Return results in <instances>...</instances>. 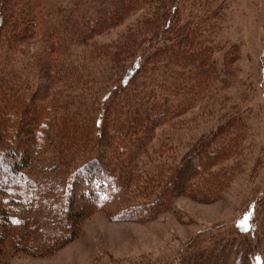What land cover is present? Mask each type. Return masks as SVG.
<instances>
[{"label": "trees", "instance_id": "trees-1", "mask_svg": "<svg viewBox=\"0 0 264 264\" xmlns=\"http://www.w3.org/2000/svg\"><path fill=\"white\" fill-rule=\"evenodd\" d=\"M52 1L54 0H0V65L3 64L4 68L10 65L7 76H4L6 81L1 82L0 76V264L5 262L4 245L10 240L17 241V244L19 240H23L21 250L34 257L54 252L70 242L74 236L66 234V230L77 231L81 221L80 215H73L71 212V199L78 192L79 198L91 202L94 211L101 210L113 193L114 196H118V193L126 194L127 196L122 197L119 195V200L122 198V201L120 200L119 208L111 216V221H131L148 215L145 208L153 207V201L157 198L154 195L151 202L144 201L147 205L133 204L136 198L131 200L130 193H138L143 199L153 194V181L160 184L167 176L168 187L177 182L175 175L168 177L167 169L171 167L165 165L157 166L155 171H147L145 168L137 170L131 176L127 175L125 183L121 182L111 176L100 162L97 142L92 155L74 163L77 152L81 151V142L84 148L89 143L88 140H96L90 129L84 131L85 119H89L91 123L95 121L96 136L100 142L102 136L107 134V122L110 119L105 117L107 110L100 105L102 102L103 105H108V100L115 103L122 96V102L127 106L129 103L137 104L141 96L145 95L147 101L139 111L143 110V115L148 112V117L151 118L149 123L162 122L177 112V106L182 103H186L189 108L201 98L216 99L214 91L219 90V87H229L235 79L234 63L239 56L236 50L224 60L223 69L218 72L213 59L217 46L204 35L205 23L184 24L180 13L176 18L180 11L179 5L174 4L173 0H99L97 3H102L95 15H83V19L71 14L59 16L60 11ZM186 1L183 6H186ZM136 10L142 14L135 20L133 27L119 36L113 45L93 42L96 35L117 28L126 16ZM49 18L53 19L52 24L45 25L44 20ZM82 21L84 22L81 23ZM18 23H22L20 29L16 26ZM40 31L44 33L42 39ZM21 34L28 35L38 51L37 56L35 54L28 59L22 57L24 60L15 56L14 51L18 48ZM80 57L82 60L87 59V63L92 64L93 68L85 73L83 79V84H88L84 87L88 94L83 90L82 99L76 101L73 113L68 114V110L74 106L72 104L75 99L73 101L71 98L74 89L80 84L74 69L76 64L84 63ZM19 60L22 61L20 64ZM100 68L111 69L110 82L115 83L112 93L111 90L105 91L106 87L102 91L96 89L105 83V78L97 77L96 70ZM155 68L162 69L163 72L154 73ZM59 83L65 86L63 93L67 92L64 101H57V93L51 95L53 86ZM119 90V95L116 96L115 92ZM159 95L161 101L158 100ZM134 96L137 99L133 100ZM88 98H91L92 103L85 106ZM30 109L35 117L28 118ZM232 113L239 114V111L233 108L228 119L224 120V126L228 128L225 133L213 135L211 142L215 143L214 149L206 150L209 156H205L203 164L194 166L193 161V165H188L199 168L198 173L205 171L208 174L203 180L205 186L200 187L206 192L205 195L198 198L199 189L187 186L181 192L184 196L198 199L202 203L211 202L217 190L223 187L228 168L211 174L210 167L221 159L236 155L239 146L237 141L245 135L240 116L231 115ZM18 116L19 122L14 124ZM144 120L147 122L148 119ZM82 128L83 131L80 132ZM71 131L78 135L76 143L70 135ZM113 132L110 129V135L108 134L110 140V136H113L112 141L115 140L114 135H111ZM25 135L27 140L22 138L27 146L23 150L20 143L21 136ZM229 137L232 138L231 142ZM15 144L17 147L14 149ZM141 144L142 140L139 147ZM72 145L76 147L73 153L68 151ZM46 146L59 149L60 165H46L43 169L36 166V169L33 157L42 154ZM65 166L71 170L64 174ZM188 166L184 165L182 168ZM190 172L187 179H193L195 171ZM52 179H55V183L50 182ZM186 182H183L182 187ZM178 192L180 188L177 189ZM34 204L37 206L33 211ZM121 204L125 207H121ZM170 205L169 201L159 207V210H168ZM63 212L72 214L65 213L66 216H63ZM246 214L250 223L255 221L254 210ZM67 223L70 224L69 228ZM237 227L240 231L241 227ZM219 259L220 255L209 256L203 250L186 254L178 264H219Z\"/></svg>", "mask_w": 264, "mask_h": 264}, {"label": "rangeland", "instance_id": "rangeland-1", "mask_svg": "<svg viewBox=\"0 0 264 264\" xmlns=\"http://www.w3.org/2000/svg\"><path fill=\"white\" fill-rule=\"evenodd\" d=\"M97 1L99 0H54L52 4L60 11L59 16L71 14L83 19V15L91 17L95 15L102 3ZM173 1L179 5L180 12L176 14V18L180 13L184 24L205 23L204 35L217 46L213 59L218 72L222 71L224 60L230 57L234 49L236 50L239 56L234 63L235 79L229 87L223 89L219 87V90L214 91L216 99L201 98L189 108L186 107V103L184 105L182 103L177 106L179 110L168 117V120L158 121L159 123L156 121L149 123L151 118L148 117V112L143 115V110L139 111L147 101L145 95L141 96L137 104L129 103L127 105L129 108L122 102L124 100L122 96L115 103L108 100V105H103L102 102L100 105L107 110L105 117L110 119L107 122V134L102 136L100 142L96 136L95 121L91 123L89 119L84 118L86 124L84 131L90 129L96 140H88L89 143L84 148L81 142L79 149L81 151L77 152L74 163H79L92 155V149L97 142L100 162L117 180L125 183L127 175L131 176L137 170L145 168L147 171H155L157 166L165 165L171 167L167 169L168 177L175 175L177 182L168 187L167 176L160 184L153 181L151 184L153 194L143 199L138 193H130L131 200L136 198L133 204H145L144 201L149 203L154 195L157 199L153 201V207L145 208L148 215L143 219L121 222L111 221V216L119 208L120 200L122 201V198L119 200V195L122 197L127 196L126 194L118 193V196L116 194L114 196L113 193L101 210L94 211L91 202L79 198L77 191L78 193L71 199V212L73 215H80L81 221L77 231L66 230V234L74 236L70 242L63 244L54 252L34 257L21 250L22 239L19 240V244L15 240H10L4 245L6 254L3 264H178L186 254L203 250L209 256L220 255L219 264H264V0H187L186 6H183L185 0ZM141 14L139 10L133 11L117 28L96 35L93 42L113 45L119 36L133 27ZM52 20V18L44 20L45 25L52 24ZM21 24L18 23L16 26L20 29ZM43 34L39 32L40 39L43 38ZM19 38L18 48L14 51L17 58L28 59L35 54L38 55L28 35L21 34ZM82 61L84 62L82 65L76 64L74 68L75 77L80 84L74 89L71 97L73 101L75 99L72 104L74 106L68 110V114L73 113L76 101L82 99L84 87L88 85L83 84L85 73L93 70L87 59ZM8 70L10 65L6 68L3 64L0 65L1 82L6 81L4 76H7ZM109 72L111 76V69L96 70L97 77L105 78V83L96 88L98 91L106 87L105 91L113 92L115 83L110 82ZM162 72V69L155 68L154 73ZM90 82L88 83L91 84ZM7 84L8 82L5 86ZM64 87L60 83L53 86L51 95L59 94L57 101H64V97H67V92L63 93ZM119 92L120 90L115 92L116 96ZM84 93L88 94V90L85 89ZM5 95L7 96V93ZM133 98L137 99L136 96ZM158 100L161 101L160 95ZM86 103L85 106L90 105L91 98H88ZM233 108H236L239 114L231 115L240 116L245 131V135L237 141L238 153L221 159L210 167L211 174L223 172L222 170L228 168L223 187L217 190L211 202L202 203L197 201L198 199L184 196L181 192L187 186L199 189L198 198L205 195L206 192L200 187L205 186L203 180L208 174H205V171L201 172L202 174L198 173L199 168L188 165H193V161L194 166L203 164L207 155L206 150L214 149L215 143L211 142L213 135L223 134L228 130L223 122L228 119ZM29 111L28 118L35 117L32 110ZM18 118L20 119V116L14 120V124L19 122ZM144 118L148 119V123ZM156 123L158 125L154 126ZM110 129L114 130L111 134L114 135V141L113 136H110L111 140L109 138ZM70 135L76 143L78 135L72 131ZM26 136L21 138L27 140ZM59 138L60 135L57 139ZM228 139L232 141L231 137ZM25 140L22 138V144L20 143L23 150L27 146ZM141 140L143 147H139ZM72 146L68 151L73 153L76 147ZM16 147L15 144L13 148ZM57 151L59 149L46 146L41 156L37 155L39 158L33 157L36 161L34 168L37 166L43 169L46 165L59 164ZM135 153L139 155L135 156ZM184 165L188 168L183 169ZM63 170L65 174L71 169L65 166ZM190 171H195L193 179H187ZM50 182L55 183V179ZM183 182L186 183L182 187ZM178 188L180 192L177 193ZM169 201L171 205L168 210H159V207ZM36 206L37 204H34L32 207L33 211ZM121 207L125 205L121 204ZM64 209L62 211H65ZM253 210L255 221L250 223L246 213ZM71 212L65 213L70 215ZM68 225L70 224H66L67 228ZM237 226L241 227L240 231Z\"/></svg>", "mask_w": 264, "mask_h": 264}, {"label": "snow or ice", "instance_id": "snow-or-ice-1", "mask_svg": "<svg viewBox=\"0 0 264 264\" xmlns=\"http://www.w3.org/2000/svg\"><path fill=\"white\" fill-rule=\"evenodd\" d=\"M257 260L259 261V258L257 257Z\"/></svg>", "mask_w": 264, "mask_h": 264}]
</instances>
